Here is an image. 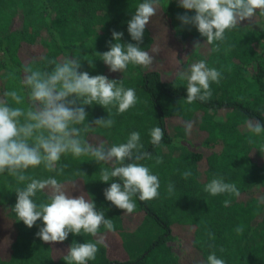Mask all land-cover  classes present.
Here are the masks:
<instances>
[{
  "label": "trees",
  "instance_id": "trees-1",
  "mask_svg": "<svg viewBox=\"0 0 264 264\" xmlns=\"http://www.w3.org/2000/svg\"><path fill=\"white\" fill-rule=\"evenodd\" d=\"M143 2L0 0V95L21 87L26 64L44 67L48 60L59 62L65 56L80 58V71L91 76L122 80L125 88L136 90L138 102L124 113H118L115 107L85 106L86 123L91 127H95L94 120L107 119L109 111L115 120L112 128H93L85 139L110 147L125 143L132 132H139L144 150L153 157L139 163L157 175L159 196L149 201L136 196L135 211L124 213L104 196V190L115 182L100 181V169L106 165L92 161L90 156H62L57 168L65 167L59 175L43 166L28 170V174L37 179L54 177L69 192L76 185L74 197L87 193L96 210L113 220L114 232L101 226L99 236L104 242L98 245L95 260L88 264H207L213 252L225 264H264V132L255 135L246 126L249 119L264 125V15L257 10L250 21L227 30L223 41L208 44L195 26L183 25L178 19L193 16L194 11L186 12L178 0H159L157 14L146 26L140 45L154 56V63L149 68L129 64L124 75H109V67L96 53L103 54L116 42L112 38L114 30L123 33L121 43H136L128 33V22ZM70 12L76 18L62 21ZM196 41L201 46L195 49ZM217 46L219 51L214 50ZM171 53L178 68L169 80L160 59ZM195 55L208 67L221 71L222 77L218 84L211 83L210 99L189 104L187 80L180 79L178 73L190 69ZM154 127L164 131L160 145L151 144L150 130ZM172 128L184 131L179 145L186 151L187 161L162 159L163 147H175ZM156 157L163 162L156 164ZM186 171L191 172L187 178ZM214 177L236 184L240 195L212 196L205 192V185ZM169 184L173 185L171 194ZM17 187L23 185L14 177L0 175V221L8 227L7 238L0 245V264H66L64 256L73 242L94 243L99 238L82 232L79 236L70 233L62 243L43 242L36 235L44 226L42 220L29 229L13 211ZM33 199L37 204L46 202L47 194L38 192ZM225 200H230L227 207ZM139 219L152 221L160 231L130 257L117 233L132 230ZM240 225L244 230L237 234ZM257 227L262 233L252 246L250 237ZM171 238L184 240L182 257L174 256L166 246ZM54 245L62 246L64 252L54 255Z\"/></svg>",
  "mask_w": 264,
  "mask_h": 264
},
{
  "label": "clouds",
  "instance_id": "clouds-1",
  "mask_svg": "<svg viewBox=\"0 0 264 264\" xmlns=\"http://www.w3.org/2000/svg\"><path fill=\"white\" fill-rule=\"evenodd\" d=\"M180 7L195 15L178 16L183 25L195 26L208 44L223 41L227 30L235 29L244 20H251L260 10L264 15V0H178ZM159 0H144L128 22V33L136 43H121L122 32L113 31L110 49L97 56L111 72H123L129 64L149 68L154 56L142 50L143 36L151 18L157 14ZM194 42L195 49L200 47ZM215 51H219L217 46ZM91 60L89 63L91 65ZM52 67L49 68L48 66ZM80 58L65 56L61 61L48 60L44 67L26 64L19 89L6 90L0 95V175L7 173L15 178L17 202L13 208L18 221L31 229L38 220L43 227L36 233L45 243H62L69 234L79 236L82 232L93 237L99 236L101 226L108 232L115 231L112 219L105 218L103 211H97L91 196L81 192L73 196L64 183L54 177L37 179L28 170L43 166L49 172L62 174L65 166L57 168L62 156L73 158L90 156L92 161L106 165L100 169V181L110 183L104 196L116 208L131 214L136 209L134 197L149 201L159 196V179L150 168L139 161L153 159L140 142V133L132 132L125 143L106 147L103 142L90 143L85 134L93 128L110 129L115 120L111 117L98 118L91 127L86 123L85 106L98 104L104 109L115 107L124 113L138 102L136 90L125 88L123 82L110 80L104 75L91 76L80 71ZM179 78L187 80V99L191 104L196 100L207 101L212 95L211 83H219L221 71L208 67L203 60L193 63L188 71H180ZM247 129L260 135L264 125L249 119ZM190 130V125L189 129ZM151 144L160 145L164 131L160 127L150 130ZM249 142L251 138H249ZM156 164L162 163L160 157ZM81 172V171H80ZM82 173V172H81ZM84 175V173H82ZM190 171L184 173L187 178ZM171 194L173 185H168ZM212 196L228 194L239 196L234 183L214 177L204 187ZM46 192V202L37 204L34 197ZM264 200V198H262ZM230 200L224 201L227 207ZM244 226L236 228L241 234ZM104 242L99 236L96 242H73L64 256L66 264H88L95 260L98 245ZM223 252V249L220 250ZM207 264H225L215 252L207 257Z\"/></svg>",
  "mask_w": 264,
  "mask_h": 264
},
{
  "label": "rangeland",
  "instance_id": "rangeland-1",
  "mask_svg": "<svg viewBox=\"0 0 264 264\" xmlns=\"http://www.w3.org/2000/svg\"><path fill=\"white\" fill-rule=\"evenodd\" d=\"M52 18L56 20H60L59 17L55 18V16H53ZM75 18L76 17L73 15V13L70 12L65 17H63L62 21L68 22V21H72ZM46 39L47 37H45V40ZM163 55L164 56L162 57V59H160V60H163L161 61L163 63L160 64V62H158V64L162 65L165 68L166 70L165 72L168 73L167 78L170 80L175 75L177 68H178V64L175 61V57H173L172 53L170 56H167L165 54ZM199 61H201L200 57L195 55L193 57V61L191 65ZM108 74L109 75H112V74L124 75V72H119V71L111 72L109 70ZM1 75H2V71L0 70V76ZM170 136L172 138V141L175 147L173 148L163 147L161 151L162 159L164 161L167 159H175V160L181 159V160L187 161L188 155L186 151L183 148H181L179 145V141L182 140L185 136L184 131L172 128L170 129ZM7 229H8L7 225H5L4 223L0 221V245L4 243L7 238V235H6ZM159 231L160 229L152 221H149L146 219L144 220L139 219L135 228H133L130 231L118 232L117 238L119 242L123 245V248L125 249L127 254L131 257V256H134L135 253L137 254L141 250L140 248L146 245V241L147 240L149 241L150 239L152 240L156 236V234H158ZM261 233L262 231L260 227H257L254 233L250 237V243L252 246L256 245ZM183 241L184 240L182 238H171L166 241V246L169 248L171 253L177 258H180L183 255ZM52 247H53V253L56 256L64 252V248L60 245H54Z\"/></svg>",
  "mask_w": 264,
  "mask_h": 264
}]
</instances>
